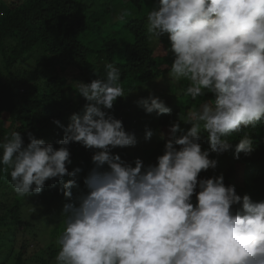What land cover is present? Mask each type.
Instances as JSON below:
<instances>
[{
	"label": "clouds",
	"instance_id": "9594fccd",
	"mask_svg": "<svg viewBox=\"0 0 264 264\" xmlns=\"http://www.w3.org/2000/svg\"><path fill=\"white\" fill-rule=\"evenodd\" d=\"M129 15L125 9L116 19ZM145 28L148 40L172 56L171 85L193 101L210 94L170 122L169 138L160 134L164 151L154 164L137 157L133 166L113 153L138 141L110 111L128 94L120 69L106 63L105 78L76 85L87 101L82 112L73 113L66 127L53 120L63 129L60 147L31 132L25 145L14 131L0 142V171L22 198L40 194L50 179L61 182L64 228L53 264H264V200L238 195L223 173L200 175L217 168L211 154L229 151L233 134L243 133L235 158L254 150L244 130L264 122V0H156ZM136 103L147 114L171 113L153 93ZM181 123L190 129L183 131ZM152 136L146 125L144 139ZM73 142L95 150L86 192L76 197L72 189L83 169L67 167ZM65 176L73 179L64 182Z\"/></svg>",
	"mask_w": 264,
	"mask_h": 264
},
{
	"label": "trees",
	"instance_id": "16d2710c",
	"mask_svg": "<svg viewBox=\"0 0 264 264\" xmlns=\"http://www.w3.org/2000/svg\"><path fill=\"white\" fill-rule=\"evenodd\" d=\"M134 1L139 3V0ZM151 1L156 3V0ZM91 5L92 2L87 0H0V142L6 135L18 131L26 145L30 142L28 133L31 132L37 139L59 148L63 129L53 120H60L66 127L71 115L81 113L87 103L76 93L77 84L73 79L76 77L78 83L105 78L104 65L113 63L121 71V83L125 95H128L118 98L110 111L116 118L122 119L126 131L135 130L139 123L141 128L144 116L156 115L147 114L136 103L151 92L137 94L136 90L147 82L162 85L153 94L166 102L171 113L156 115L160 128L158 149L141 156L144 162L155 163L164 151L160 134L164 133L166 138L171 136L169 124L178 119L181 108L190 97L183 95L179 85H171L167 65L172 62V56L167 55L163 47L158 48L148 40L146 18H129L123 27L114 29V20L103 26L105 14L93 22L89 21L87 10ZM93 27L105 31L101 44L95 49L82 39ZM161 42L165 49L170 47L167 35L161 37ZM39 48L44 55L33 68L28 63V57ZM93 54H96L95 59L90 61ZM69 68L71 75L67 73ZM158 79L164 83H159ZM209 96L195 100V105L190 108L198 107ZM190 127L181 123L185 132ZM244 131L253 137L254 150L250 154L242 152L239 159L235 158V147L243 133L233 134L228 138L232 143L229 151L220 155L211 154V158L218 160L217 168L200 175L201 178H210L223 173L225 184L234 185L238 195L248 194L253 201H261L264 200V122ZM200 142L204 149L209 147L204 134ZM68 147L72 159V164L67 166L69 171L76 167L83 169L75 177L79 187L73 188L72 192L76 197L86 192L84 177L93 167L91 157L95 150L86 149L76 142ZM119 149H113V153L121 151V158L135 166L134 159L127 155L128 147ZM70 179L73 177L65 176L64 182ZM65 202L59 180L50 179L40 194L22 198L14 193L10 176L0 171V264H28L30 261L53 264L58 252L56 238L64 228L62 208ZM40 207L46 208L42 218L30 215ZM39 225L44 230L42 232H49L52 241L37 246L39 252L27 258L29 244L26 237H38Z\"/></svg>",
	"mask_w": 264,
	"mask_h": 264
},
{
	"label": "rangeland",
	"instance_id": "374dc122",
	"mask_svg": "<svg viewBox=\"0 0 264 264\" xmlns=\"http://www.w3.org/2000/svg\"><path fill=\"white\" fill-rule=\"evenodd\" d=\"M87 1L92 2V5L87 10V15L89 16V21L93 22L95 19L101 18V16L105 14V16L103 18L105 20V23L103 24V26L105 24L111 23L112 20H114L115 21L114 29L117 26L119 28L123 27V25H125L126 22L129 20V18L130 19L135 18V17L136 18H146L149 11H150V8L154 5V3L151 0H139L138 4H136L134 0H87ZM125 9L128 10L130 15L123 21L117 20L116 19L117 15L122 10H125ZM107 10H109L108 13H106ZM104 32L105 31L103 28H101V30L94 29V27L91 29H88L86 34L82 37L83 42L85 44H87L90 48L95 49L101 44V42L103 40ZM43 55H44V52L42 49L39 48V49L34 50L33 52H31L29 54L28 63L31 66H33V68H36L35 67L36 61L38 59H40ZM94 55H96V54H93L90 57V59H89L90 61L95 59ZM0 63L2 64V60ZM67 73L69 75L72 74L71 68L68 69ZM73 80L76 83L74 81H72V82L77 84V78L75 77ZM158 82L161 84L164 83V81H161L159 79H158ZM157 88L161 89L162 85L159 86L158 83L147 82L143 86L141 85V87L136 90V93L141 94L142 92L145 93L147 91H149L151 93H156ZM201 98H198L197 100H201ZM194 105H195V101H193L191 98H189L187 100V102L184 104V107L181 108L182 109L181 111L187 112L190 109V107H192ZM142 120H144V121H142V123H141V128H139L140 127V123H139L138 124L139 126L135 127V130H129L128 131L130 133H135L137 141H138L136 146L128 147V149H127V155L131 156L134 160L137 157L141 158V156H143L146 152H149V151L158 147V137H159L158 131L160 129L159 128V120L154 116H144ZM146 125L153 131V136L151 137L150 140L144 139V137H145V126ZM117 149H119V148H117ZM117 152L119 154L121 153V151H117ZM141 159H143V158H141ZM144 163L146 166L148 165V163H146V162H144ZM151 164H154V163H151ZM45 213H46V208L40 207V209L37 211L33 210L30 215H32V216L35 215L34 217H36V218L37 217L42 218V216H44ZM27 219L28 218H26V220ZM38 229L40 230V235L38 237L34 238L31 235L26 237L28 240L27 243L29 244V247L27 250V252H28L27 258H29V256H31L34 252H39V249L37 246L47 245L50 243V241H52V236L49 235V232H46V233L42 232L43 228L41 227V225L38 226ZM39 230H37V231H39ZM28 264H37V263L36 262L33 263V261H30Z\"/></svg>",
	"mask_w": 264,
	"mask_h": 264
}]
</instances>
